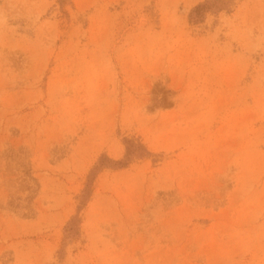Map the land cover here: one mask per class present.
Returning a JSON list of instances; mask_svg holds the SVG:
<instances>
[{
    "label": "rangeland",
    "instance_id": "374dc122",
    "mask_svg": "<svg viewBox=\"0 0 264 264\" xmlns=\"http://www.w3.org/2000/svg\"><path fill=\"white\" fill-rule=\"evenodd\" d=\"M0 264H264V0H0Z\"/></svg>",
    "mask_w": 264,
    "mask_h": 264
},
{
    "label": "trees",
    "instance_id": "16d2710c",
    "mask_svg": "<svg viewBox=\"0 0 264 264\" xmlns=\"http://www.w3.org/2000/svg\"><path fill=\"white\" fill-rule=\"evenodd\" d=\"M204 9H207L206 6H199L195 9V11L193 12V15H199L201 14ZM145 149H143L142 146H137L135 144H131V143H128V148H127V157H128V160L126 162H115V161H111V160H108L109 164H111V166H116V167H124L127 162L132 159V158H135V157H143L144 154H141L140 152H144ZM146 154V152H145Z\"/></svg>",
    "mask_w": 264,
    "mask_h": 264
}]
</instances>
